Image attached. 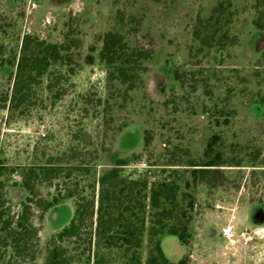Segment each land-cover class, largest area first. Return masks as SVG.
I'll return each mask as SVG.
<instances>
[{
	"label": "rangeland",
	"instance_id": "rangeland-1",
	"mask_svg": "<svg viewBox=\"0 0 264 264\" xmlns=\"http://www.w3.org/2000/svg\"><path fill=\"white\" fill-rule=\"evenodd\" d=\"M217 1L0 0V166L12 171L0 180L7 184L12 214L19 210L20 191L13 186L20 179L18 167L39 163L41 152L66 150L76 133L87 134L99 150L103 146L114 158L130 162L125 175L152 178L163 170L181 179V190L189 182L191 239L184 248L176 237L162 236L170 261L264 264V224L248 220L251 203L264 207V31L253 26L264 12V0H229L236 11L229 38H236L237 45L214 57L212 51H198L192 29ZM128 17L141 21L137 37L151 47L153 57L132 90L114 87L109 100L112 92L98 53L106 32L129 29ZM25 35L53 44L74 35L81 47L71 50L76 75L63 86V98L44 101L30 115L18 117L8 110L14 68L6 62L16 63ZM79 94H96L101 105L85 114L74 103ZM213 137L222 162L216 178L211 186L189 180L205 161ZM111 161L106 156L93 164L96 178ZM49 191L42 195L47 198ZM71 205L60 207L45 223L33 220L39 229L32 252L37 258L24 264L43 262L49 234L68 222ZM251 208L255 224L260 223L261 208Z\"/></svg>",
	"mask_w": 264,
	"mask_h": 264
},
{
	"label": "trees",
	"instance_id": "trees-1",
	"mask_svg": "<svg viewBox=\"0 0 264 264\" xmlns=\"http://www.w3.org/2000/svg\"><path fill=\"white\" fill-rule=\"evenodd\" d=\"M235 13L229 0H218L206 18L196 21L192 38L199 45V52L212 51L214 57H220L230 44L237 45L236 38H229ZM128 20L129 29L123 26L120 31L103 35L98 53L112 92L109 100L113 99L114 87L117 91L122 87L132 90L153 57L151 47L137 37L141 21L135 18L130 21L129 17ZM253 26L264 31V12L253 20ZM68 37L63 36L56 44L31 35L22 37L16 63L6 62V66L14 68L7 97L11 114L24 117L44 101L55 103L63 98V86L76 75L71 50L81 47L78 37ZM94 96L79 94L74 103H80V111L85 114L91 109L96 111L101 103ZM90 139L87 134L79 137L76 133L66 150L55 155L41 152L39 163L18 167L20 179L13 185L20 191L16 213L7 208L10 201L7 184L0 180V264L34 261L37 254L32 252L39 244V229L33 220L45 223L69 203L73 205L70 218L49 234L41 264H187L185 257L170 261L163 252L161 239L169 235L176 237L184 248L189 244L190 215L194 208V198L187 190L189 182L184 181L186 187L181 190L178 183L181 179L174 172L165 175L163 170L154 172L152 178L147 173L136 178L125 175L123 169L130 162L124 156L114 158L103 146L99 150ZM105 155L112 161L96 178L94 166ZM204 158L201 168L191 171L189 180L210 185L222 163L214 137L205 148ZM11 172L0 166V178H10ZM44 190L51 193L47 198L42 195Z\"/></svg>",
	"mask_w": 264,
	"mask_h": 264
},
{
	"label": "flooded vegetation",
	"instance_id": "flooded-vegetation-1",
	"mask_svg": "<svg viewBox=\"0 0 264 264\" xmlns=\"http://www.w3.org/2000/svg\"><path fill=\"white\" fill-rule=\"evenodd\" d=\"M254 204L257 205V206H259L261 208V212H262V214H261L262 217H260L261 222L258 223V224H255V221H254V217L255 216H253L254 215L253 212H252L253 210H251L252 209L251 207ZM248 220L254 226H259V225L264 224V207H263V205L261 203H258V202L257 203H251V206H250V209H249V212H248Z\"/></svg>",
	"mask_w": 264,
	"mask_h": 264
},
{
	"label": "built area",
	"instance_id": "built-area-1",
	"mask_svg": "<svg viewBox=\"0 0 264 264\" xmlns=\"http://www.w3.org/2000/svg\"><path fill=\"white\" fill-rule=\"evenodd\" d=\"M44 135V134H43Z\"/></svg>",
	"mask_w": 264,
	"mask_h": 264
}]
</instances>
